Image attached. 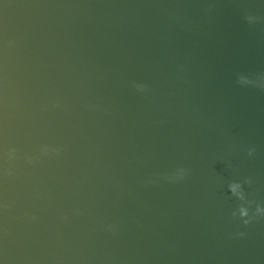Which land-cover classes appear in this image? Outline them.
<instances>
[{
	"label": "water",
	"instance_id": "95a60500",
	"mask_svg": "<svg viewBox=\"0 0 264 264\" xmlns=\"http://www.w3.org/2000/svg\"><path fill=\"white\" fill-rule=\"evenodd\" d=\"M0 264H264V0H0Z\"/></svg>",
	"mask_w": 264,
	"mask_h": 264
}]
</instances>
